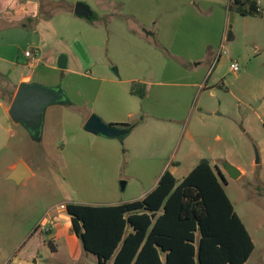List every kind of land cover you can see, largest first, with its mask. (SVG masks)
<instances>
[{
    "label": "rangeland",
    "instance_id": "374dc122",
    "mask_svg": "<svg viewBox=\"0 0 264 264\" xmlns=\"http://www.w3.org/2000/svg\"><path fill=\"white\" fill-rule=\"evenodd\" d=\"M48 1L34 26L3 27L0 21V54H17L24 63L26 48L48 52L50 58L26 73L45 86L60 87L70 101L47 106L40 140L11 118L10 138L0 113L5 143H0V264H96L76 236L52 239L44 232L37 255L30 240L38 234L28 243L27 238L59 215L66 200L101 203L115 192L139 195L141 182L133 176L136 147L129 143L145 126L151 135L145 156L137 158L144 171L153 163L148 158L165 157L168 164L177 162L170 170L180 180L201 158H209L222 171L224 190L254 242L248 263L264 264V0H257L258 15H241L228 0H201L203 8L191 3L197 0ZM78 1L90 6L91 19L74 14ZM175 52L205 58H176ZM61 54L68 61L63 69L57 66ZM104 65L117 82L104 79ZM0 68L6 72L0 93L6 94L17 74L10 64ZM199 70L202 76L194 81L201 86L180 85L191 81L183 80L184 74ZM129 90L136 96L149 93L140 106L163 119L149 115L147 125L125 140L84 130L80 121L91 108L107 101L127 105ZM138 111L134 121L146 115ZM169 116L177 122L164 118ZM19 157L34 174L17 184L7 176L8 164ZM224 163L242 174L232 178Z\"/></svg>",
    "mask_w": 264,
    "mask_h": 264
},
{
    "label": "trees",
    "instance_id": "16d2710c",
    "mask_svg": "<svg viewBox=\"0 0 264 264\" xmlns=\"http://www.w3.org/2000/svg\"><path fill=\"white\" fill-rule=\"evenodd\" d=\"M229 7L241 15L260 12L257 0H231ZM109 124L126 134L134 126ZM224 182L220 168L201 158L180 180L166 169L142 198L113 205L68 202L66 212L97 264H249L254 242ZM41 231L37 225L31 235Z\"/></svg>",
    "mask_w": 264,
    "mask_h": 264
},
{
    "label": "crops",
    "instance_id": "0c3cea01",
    "mask_svg": "<svg viewBox=\"0 0 264 264\" xmlns=\"http://www.w3.org/2000/svg\"><path fill=\"white\" fill-rule=\"evenodd\" d=\"M228 1L230 3V0H228ZM44 2L49 3L48 0H45V1L44 0L43 1L42 0H0V21H3L5 23V24H2V26L7 27V26H11V25H16V24L24 26V24H25V27H27L28 22L31 23L30 24L31 26H34L35 23L38 20H40V16H43L41 13H42V5L44 4ZM191 3H193L194 5L197 4L198 8L202 7L201 0H197L196 2L192 1ZM164 6H167V4ZM160 7H163V5H161ZM33 19H34V21H33ZM152 32L157 33L156 31H152ZM147 33L151 34L150 31H148ZM160 42L161 43L165 42L164 36ZM31 48H36L39 51V57L33 63H30V61L24 55V53H23V59L25 60L24 63H19V61H18L19 56L17 54H15L13 57H8V56H5L4 54H0V66H3L4 64H10L12 66V71L16 72V74H17L16 75L17 76V82L12 84V91L9 90L6 92V94L0 93V113H1L2 118L4 120V124L7 128V132H8V135L10 138H11V136H13L14 129L11 127V120H10V116L8 114V108H9L11 100L15 94L16 88H17L18 84L21 82H38L39 83L40 79L34 80L32 74L26 73V69L32 68V67L36 68L37 65H39L44 58H46V59L50 58L49 53L48 52L43 53L39 46H33ZM26 50H28V48L24 49V52ZM174 56L176 58H198L197 60H200L199 58H205L204 56H202V57L193 56L191 53L184 54V53H179V52H175ZM199 62L200 61H198V63H196V64L199 65L200 64ZM196 64L194 65L195 66L194 68L197 67ZM103 67H104L103 71L105 74L104 79L106 81H110L111 83L117 82L116 78H114L111 75V72H110L109 68L107 67V65H104ZM5 73L6 72L4 71V69L0 68V77L3 80H5V78H6V76H4ZM183 76L186 78L183 80H188L191 78L190 82H184V84H180V85L186 86V88H188V87L196 88V87H199L202 85V83H200L198 81H194V79H198L202 76V71H200V70L192 72L189 75L184 74ZM180 78L182 79V77H180ZM160 83H161L160 85H165L164 84L165 82H160ZM180 85H178V87H183ZM149 89L151 91L152 88H147L146 90L149 91ZM129 91L131 93V94L129 93V95H130V97H129L130 103L129 104L123 105L121 107V105H116L113 101L112 102L107 101L106 103H102L103 104L102 108H99V109L91 108L90 111L81 119V121H80L81 126L84 125L85 121L90 116V114H92V112H96L102 118V120H104L107 123H129V120L134 121L135 120L134 118L140 113L138 111L139 108L141 110H143V112H145L144 107L140 106V104L143 103L144 99L147 97V94H149V93H145V94L143 93L144 95L140 94V95L136 96L135 93H132L131 90H129ZM175 93H176V95H179L178 91H176ZM181 93H183V91H181ZM185 94H186V92H184V95ZM132 100H134L135 102L131 103ZM137 101H139V102H137ZM145 114L146 115H144L143 117L134 121L135 122L134 128L129 133H127L126 136L122 140H125V138L128 135L133 133L135 131V129L139 128L141 125H143V126L147 125L146 119L149 115H151L155 119H159V120L163 119V117L155 115L154 113L145 112ZM164 118L168 119V120H173L174 122L175 121L177 122L176 116H169V117H164ZM170 123H171V121H170ZM158 127H160V126H158ZM176 130H177L176 128L173 129L174 134H175ZM149 135H151V134H149L148 131H146V126H145L143 128H140L139 132H137L136 135L134 136V139L132 140V142L129 143V146L134 145L136 147L134 153L132 154L134 156V160H135V163L133 164V169H134L135 173L133 176L138 181L141 182L142 189H140L141 191H140L139 195H136L135 197H126L125 198V197L118 196L115 192V197L113 199L106 200V201H103L101 203H84V204L113 205V204H120V203H124L127 201H132L135 199L142 198L146 193H148L150 190H152L155 187V185L158 182L159 177L161 176V174L166 169L170 170L171 165L177 164V162H175V161L168 164V160L163 159L165 157L148 158L149 160H146V161L147 162L151 161L153 163L144 171V165L145 164L139 165L137 158H142V155L145 156L143 154V152H144V147L148 146V145H146V142L149 139L148 138ZM0 143H2V144L4 143L2 139L0 140ZM18 160L19 161L22 160L21 157H19L15 161L8 164V172L9 173ZM25 164L27 165L26 162H25ZM211 164L213 166L216 165L213 163H211ZM29 169L31 170V176H32L34 174V172L32 171V169L30 167H29ZM242 172H243V170L241 169V174H242ZM171 173L173 174L172 171H171ZM131 175H132V173H131ZM127 184H126V186H127ZM65 202L68 203V202H76V201L66 200ZM77 203H80V202H77ZM47 222L49 224L43 225V227H41V225H39L41 227L42 231H41V233H36V234H38L37 238H33V240H30L31 237L34 236L35 234L30 235L27 238V243L29 240L33 241L32 242L33 245L31 246V244H30V246H31L30 249H31V252L35 253L36 255L38 254L39 248L45 243L46 237H45L43 232L46 231V228L49 229V234H48L49 238H52V237L56 238L57 236L58 237L66 236L68 239H71L75 236L73 233V230L71 228L70 217L67 214L66 210H60L59 215L50 217L47 220ZM54 238H52V239H54ZM27 243H24V244H27ZM56 248H57V246H55L54 251H56ZM95 259H96V257H95ZM34 262L36 263L37 261L34 260ZM95 262L97 264V259L95 260ZM6 264H9V263H6Z\"/></svg>",
    "mask_w": 264,
    "mask_h": 264
},
{
    "label": "water",
    "instance_id": "95a60500",
    "mask_svg": "<svg viewBox=\"0 0 264 264\" xmlns=\"http://www.w3.org/2000/svg\"><path fill=\"white\" fill-rule=\"evenodd\" d=\"M73 12L76 16L91 19L93 11L85 2L75 3ZM67 57L61 54L57 60L59 68H65ZM68 99L60 87H49L38 82H21L18 84L15 94L8 108V114L13 122L25 127L33 139L40 140L42 137V127L44 114L47 106L66 102ZM83 128L85 131L95 135H102L108 138L121 139L126 131L124 128L109 124L102 120L96 113L90 114L85 121ZM223 169L232 178H238L241 170L230 163H224ZM31 176V170L24 161H17L8 174L7 178L17 184ZM125 182L121 181L123 189Z\"/></svg>",
    "mask_w": 264,
    "mask_h": 264
},
{
    "label": "built area",
    "instance_id": "2783aa9c",
    "mask_svg": "<svg viewBox=\"0 0 264 264\" xmlns=\"http://www.w3.org/2000/svg\"><path fill=\"white\" fill-rule=\"evenodd\" d=\"M24 55L28 58L30 63H33L38 59L39 51L36 48H30L24 52ZM230 68L232 69V71L237 72L239 70L238 63L236 61H232L230 64ZM60 209L66 210V204H60ZM46 230L49 229L46 228Z\"/></svg>",
    "mask_w": 264,
    "mask_h": 264
}]
</instances>
